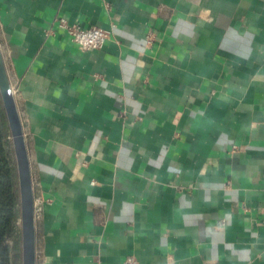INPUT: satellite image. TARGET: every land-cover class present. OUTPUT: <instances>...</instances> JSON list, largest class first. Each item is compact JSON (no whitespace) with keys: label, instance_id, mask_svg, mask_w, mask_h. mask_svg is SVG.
Returning <instances> with one entry per match:
<instances>
[{"label":"crops","instance_id":"1","mask_svg":"<svg viewBox=\"0 0 264 264\" xmlns=\"http://www.w3.org/2000/svg\"><path fill=\"white\" fill-rule=\"evenodd\" d=\"M0 48L36 264H264V0H0Z\"/></svg>","mask_w":264,"mask_h":264},{"label":"water","instance_id":"2","mask_svg":"<svg viewBox=\"0 0 264 264\" xmlns=\"http://www.w3.org/2000/svg\"><path fill=\"white\" fill-rule=\"evenodd\" d=\"M0 101L11 141L18 190L20 260L36 264V216L30 159L15 93L0 48Z\"/></svg>","mask_w":264,"mask_h":264},{"label":"trees","instance_id":"3","mask_svg":"<svg viewBox=\"0 0 264 264\" xmlns=\"http://www.w3.org/2000/svg\"><path fill=\"white\" fill-rule=\"evenodd\" d=\"M8 136L4 114L0 108V264H12L9 258L10 248L8 245L2 246V242L13 235L15 221L19 216L16 174L8 148Z\"/></svg>","mask_w":264,"mask_h":264},{"label":"built area","instance_id":"4","mask_svg":"<svg viewBox=\"0 0 264 264\" xmlns=\"http://www.w3.org/2000/svg\"><path fill=\"white\" fill-rule=\"evenodd\" d=\"M54 22L57 27L63 29L71 41L78 44L82 49H95L104 45L110 38V31L98 26L84 27L79 23H69L65 17L56 16ZM52 31L51 29L49 30ZM36 216V208H35ZM19 224V221H18ZM122 264H141L134 256L128 255Z\"/></svg>","mask_w":264,"mask_h":264},{"label":"rangeland","instance_id":"5","mask_svg":"<svg viewBox=\"0 0 264 264\" xmlns=\"http://www.w3.org/2000/svg\"><path fill=\"white\" fill-rule=\"evenodd\" d=\"M0 108H1L2 111H3L1 101H0ZM3 114H4V112H3ZM4 119H5V115H4ZM5 122H6V119H5ZM6 125H7V124H6ZM7 142H8V148H9V150L11 151V157H12V160H13V153H12L11 141H10L9 136L7 137ZM13 164H14V160H13ZM14 167H15V165H14ZM16 184H17V182H16ZM4 245H10V244H9L8 241H6ZM18 261H19V264H20V254H19Z\"/></svg>","mask_w":264,"mask_h":264}]
</instances>
